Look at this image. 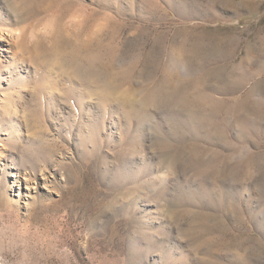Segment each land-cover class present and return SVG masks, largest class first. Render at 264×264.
<instances>
[{"label":"rangeland","instance_id":"obj_1","mask_svg":"<svg viewBox=\"0 0 264 264\" xmlns=\"http://www.w3.org/2000/svg\"><path fill=\"white\" fill-rule=\"evenodd\" d=\"M0 264H264V0H0Z\"/></svg>","mask_w":264,"mask_h":264},{"label":"bare ground","instance_id":"obj_2","mask_svg":"<svg viewBox=\"0 0 264 264\" xmlns=\"http://www.w3.org/2000/svg\"><path fill=\"white\" fill-rule=\"evenodd\" d=\"M18 38L20 39V38H22L21 37V34L19 35V36H14V39H15V42L13 43V45H15L16 44V39L18 40ZM13 39V40H14ZM20 41V40H19ZM20 43H22L21 41H20ZM73 53H75V52H73ZM60 54V53H59ZM76 54H77V52H76ZM73 56H74V54H71L70 53V55L66 58V59H64L63 61L61 60L60 62L62 63V64H64V65H68V67L70 66V65H72V64H76V62L74 63V61H73ZM75 57V56H74ZM76 57H77V55H76ZM76 57H75V59H76ZM59 62V61H58ZM60 63V64H61ZM58 64V63H57ZM59 65V64H58ZM76 66V65H75ZM58 67V66H57ZM59 67H60V65H59ZM66 67V66H65ZM61 69H62V67H60ZM73 68V67H72ZM74 69V68H73ZM75 70V69H74ZM62 71H63V69H62ZM66 71V70H65ZM68 72V71H67ZM76 72V71H75ZM65 73V72H64ZM79 72L77 71V74H78ZM47 76V75H46ZM61 77H62V75H61ZM47 78H49L48 76H47ZM44 79V78H43ZM48 80V79H47ZM51 80V79H50ZM43 81V80H42ZM52 81V80H51ZM48 82V81H47ZM44 83H46V81H44ZM43 83V84H44ZM49 83V82H48ZM51 83V82H50ZM60 84V83H59ZM45 85H47V84H45ZM52 85V84H51ZM58 85V84H57ZM51 86H49V88H50ZM56 87V86H55ZM55 87H54V89H55ZM52 88V87H51Z\"/></svg>","mask_w":264,"mask_h":264}]
</instances>
